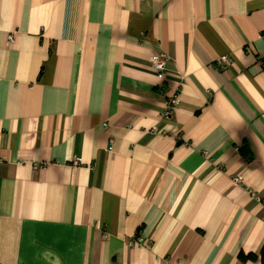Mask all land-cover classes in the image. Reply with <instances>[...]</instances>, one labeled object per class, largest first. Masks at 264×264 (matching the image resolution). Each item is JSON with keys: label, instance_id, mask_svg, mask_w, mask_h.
<instances>
[{"label": "crops", "instance_id": "0c3cea01", "mask_svg": "<svg viewBox=\"0 0 264 264\" xmlns=\"http://www.w3.org/2000/svg\"><path fill=\"white\" fill-rule=\"evenodd\" d=\"M262 59L264 0H0V264H260Z\"/></svg>", "mask_w": 264, "mask_h": 264}, {"label": "built area", "instance_id": "2783aa9c", "mask_svg": "<svg viewBox=\"0 0 264 264\" xmlns=\"http://www.w3.org/2000/svg\"><path fill=\"white\" fill-rule=\"evenodd\" d=\"M13 38L12 34H8L7 35V40L11 41ZM169 59V56L164 53V52H158L156 54H154L150 61H151V67L154 70L156 76L159 79H165L166 78V74H167V61ZM231 61V58L227 57V56H223L221 58H219L216 62H215V66L217 68H223L224 66H226L227 64H229ZM260 68L264 69V59L260 60ZM179 93H180V86H177L176 88H174V90L172 91L171 95L167 98L165 105H164V109L161 113V116L165 119L170 118L171 114L173 113L174 109L178 106L179 104ZM113 140H110V143L112 144ZM74 166H78L80 164L78 159H74L72 161ZM241 180L240 176H234L232 178V181L235 183H239ZM254 195V193H251ZM134 242L137 243H141V239L139 237L134 238V240H130L129 244H133Z\"/></svg>", "mask_w": 264, "mask_h": 264}, {"label": "trees", "instance_id": "16d2710c", "mask_svg": "<svg viewBox=\"0 0 264 264\" xmlns=\"http://www.w3.org/2000/svg\"><path fill=\"white\" fill-rule=\"evenodd\" d=\"M238 257L243 262H246L248 260L252 261L253 259H255V255L252 253H248V254L240 253L238 255ZM259 260H260V264H264V243H263L261 250H260V253H259Z\"/></svg>", "mask_w": 264, "mask_h": 264}]
</instances>
